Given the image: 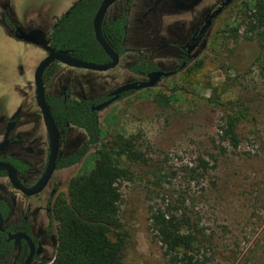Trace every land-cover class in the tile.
Listing matches in <instances>:
<instances>
[{
  "label": "rangeland",
  "instance_id": "1",
  "mask_svg": "<svg viewBox=\"0 0 264 264\" xmlns=\"http://www.w3.org/2000/svg\"><path fill=\"white\" fill-rule=\"evenodd\" d=\"M76 1L33 0L30 15L53 20ZM1 3L16 17L25 11L21 0ZM254 5L255 0H237L211 25L183 70L99 112V147L113 145L118 135L133 137L146 159L130 165L132 174L120 183L119 215L125 234L122 264H168L151 225L157 208L191 218L204 241L201 252L207 264H264V52L256 35L243 24L246 10ZM161 27L160 19L132 23L126 46L149 57L177 54L173 48H162ZM236 27L238 33L232 30ZM44 56L42 47L12 37L0 23V119L23 105L19 127L36 121L27 115L40 111L33 73ZM130 57L139 60L140 53ZM172 60L160 65L175 69L180 63ZM125 61L112 77L111 89L129 79ZM78 71L89 76L84 79L78 72L72 82L87 93L107 90L97 76L100 72ZM165 97L170 98L168 104ZM209 98H219L246 115L238 127L237 148L222 137L225 106ZM86 140L83 129L72 127L68 152ZM99 147L92 146L80 162L56 172L59 201L68 196L72 179L93 174ZM4 186L6 182L0 181V188ZM55 255L56 247L49 252L50 262Z\"/></svg>",
  "mask_w": 264,
  "mask_h": 264
},
{
  "label": "trees",
  "instance_id": "2",
  "mask_svg": "<svg viewBox=\"0 0 264 264\" xmlns=\"http://www.w3.org/2000/svg\"><path fill=\"white\" fill-rule=\"evenodd\" d=\"M101 2L77 0L53 25L50 44L57 49L69 50L72 56L80 60L106 62L107 56L96 41L93 29V19ZM127 18L128 11L122 10L116 17H105L103 22L106 40L120 54L127 51ZM8 23L11 26L16 24L10 19ZM244 23L247 31L256 35L264 52V0H255L254 8L246 10ZM238 29L232 28L236 33ZM154 68L152 63H143L137 64L133 70L148 72ZM51 75L52 69L49 68L44 74L45 83ZM163 101L168 104L170 98L165 97ZM208 101L225 106L222 137L237 148L240 143L238 127L246 115L219 98H209ZM47 102L59 126L69 123L83 128L87 134L85 143L61 160V167L73 166L92 146L99 147V112L90 109L88 100L63 102L49 96ZM141 161L146 159L138 151L133 137L118 135L113 145L105 143L98 148L93 174L72 179L68 196L58 203V243L51 264H122L125 234L119 215L122 200L120 183L132 174L130 165ZM3 173L4 170H0V174ZM1 203L3 200H0ZM151 225L162 244L168 264H207L201 252L204 241L185 213L157 208L151 214ZM3 255H8V248L5 240L0 238V257Z\"/></svg>",
  "mask_w": 264,
  "mask_h": 264
},
{
  "label": "flooded vegetation",
  "instance_id": "3",
  "mask_svg": "<svg viewBox=\"0 0 264 264\" xmlns=\"http://www.w3.org/2000/svg\"><path fill=\"white\" fill-rule=\"evenodd\" d=\"M236 1L218 0L216 3V0H131L129 4L128 0H117L109 8L106 17H116L120 15L122 10L128 11L126 43L128 30L132 23L142 24L147 21L154 23L155 19H160L162 20V27L158 35L164 41L162 48H166V46L165 50H172L171 48H173L177 54L166 53L163 56L149 57L144 56L141 50L127 46V51L122 54L115 50L120 55L119 64L115 68L100 72L97 75L108 85L107 90L94 94L87 93L88 91L76 81L72 82V79H77L78 72L82 74L84 79L89 76L88 72L78 71L82 68L69 67L54 62L47 68L52 69V75L45 83L46 97L51 96L63 102L88 100L90 109L100 112L94 108L111 99L110 93L126 83L147 80L148 74L157 70L174 71L173 75L177 74L191 62L194 51L205 38L211 25L215 24L217 18L233 6ZM3 5L4 3L0 4V23L5 27L7 34L25 41L19 37L17 30L19 27L23 28L22 25L13 13L11 14L9 10L2 8ZM204 8L207 9L205 12H203ZM67 11L58 16L53 25ZM189 12H192V15H189ZM201 12L203 13L200 14ZM9 19L16 24L11 26L8 23ZM53 25L49 32L42 29L47 34L49 44ZM23 30L29 31L24 28ZM168 41L169 43L165 45ZM135 52L140 53L139 60L131 59V53ZM44 55V57L48 55L45 49ZM168 59H173L172 61H177L180 65L175 69L166 70L160 64L161 62L168 64L166 61ZM124 61L129 79L111 89L112 77L116 76L117 70L119 71ZM108 62L110 59L107 56V61L104 63ZM143 63L145 65L152 63L155 68L148 72L133 70L137 64ZM134 92L136 91L121 93L114 102ZM125 93L129 94L123 96ZM22 109L24 110L23 105H19L12 114L1 116L0 144L6 139L8 143L0 151V161L13 165L20 183L26 189H30L43 178L50 161L51 147L41 111H33L27 115L28 112L25 109L27 117H32L31 119L34 118L36 121L30 127L20 128ZM56 125L60 131V145L55 161V170L39 192L29 194L23 189H18L14 187L5 170L3 174H0V181L6 182V186L0 188V200H3V203L0 204V238L5 240V245L8 248V255L0 257V264H26L28 260L27 264H51L54 260L50 262L49 252L55 247L57 251L58 221L56 212L61 196L55 174L57 171L71 167L60 166L61 160L72 153L68 152L67 142L71 128L83 129L69 123H66L65 126H59L57 123ZM13 235L18 237L12 238Z\"/></svg>",
  "mask_w": 264,
  "mask_h": 264
},
{
  "label": "water",
  "instance_id": "4",
  "mask_svg": "<svg viewBox=\"0 0 264 264\" xmlns=\"http://www.w3.org/2000/svg\"><path fill=\"white\" fill-rule=\"evenodd\" d=\"M117 0H102L95 16L93 19V29L96 41L101 46L103 52L109 57L110 62L108 63H95V62H88L84 60H80L69 53V50L60 49L57 50L55 47H52L49 44V40L47 38L46 32L42 29H35L25 31L23 28L19 27L18 33L19 37L26 42L33 43L43 47L47 52L48 55L44 57L39 64L37 65L34 71V84H35V93H36V102L40 111L43 116V120L45 126L47 128L49 138H50V147H51V155L50 161L47 167V170L41 179V181L36 184L34 187L30 189H26L19 181L17 176V171L15 167L7 162L0 161V169L5 170L8 174L12 184L14 187L18 189H23L29 194H34L39 192L48 181L50 176L55 170V161L59 150L60 145V131L55 123V119L52 115L50 106L47 102L46 97V84L44 81V74L46 69L52 65L54 62H58L60 64L75 67V68H82L88 69L98 72H105L110 69L115 68L120 62V55L114 50V48L108 43L106 37L103 33V22L106 17V14L109 8L116 2ZM174 74V71H165V70H157L153 71L148 74L147 80L141 81H134L130 83H126L113 92L110 93L112 96L111 99L101 103L100 105L96 106L94 109L101 111L104 108L111 105L116 99L119 98L121 93L128 92V91H138L146 88L155 87L156 84L164 77H169ZM7 138V137H6ZM7 139L0 144V151L4 149L7 145ZM12 238H17L18 236H11ZM29 261V260H28ZM26 262V264L28 263Z\"/></svg>",
  "mask_w": 264,
  "mask_h": 264
},
{
  "label": "crops",
  "instance_id": "5",
  "mask_svg": "<svg viewBox=\"0 0 264 264\" xmlns=\"http://www.w3.org/2000/svg\"><path fill=\"white\" fill-rule=\"evenodd\" d=\"M32 1L33 0H21V6L25 10L23 15H21V17H16L15 13L13 14L15 15L16 19L20 22L22 27L26 30H33L36 28H41L49 32L51 26L53 25V23L58 17L56 19L51 20V19H46L45 17L35 18L33 14L30 15L32 11V6H30L29 2H32Z\"/></svg>",
  "mask_w": 264,
  "mask_h": 264
}]
</instances>
